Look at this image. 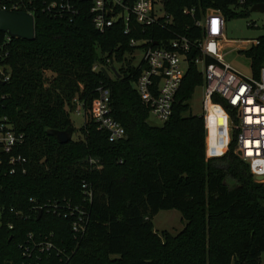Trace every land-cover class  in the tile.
<instances>
[{
	"label": "trees",
	"instance_id": "trees-1",
	"mask_svg": "<svg viewBox=\"0 0 264 264\" xmlns=\"http://www.w3.org/2000/svg\"><path fill=\"white\" fill-rule=\"evenodd\" d=\"M160 1L171 20L131 33L122 20L97 30L90 2L78 0L74 15L54 16L38 7L35 38L13 37L11 79L0 83V117L25 134L16 151L27 158V170L0 172V264H263L264 185L235 149L238 129L224 123L208 131L189 101L205 85L195 62L205 35L197 21L208 9L220 10L225 20L238 9L247 14L264 0ZM186 8L193 11L186 14ZM179 37L191 43L189 67L172 115L156 126L135 87L144 62L136 66L128 54ZM132 38L151 41L131 46ZM256 40L240 50L253 77L264 67V34ZM101 86L110 90L111 114L125 127L124 139L110 141L88 115ZM213 100L230 111L225 99ZM77 101L87 113L80 128L71 118ZM69 126L80 133L77 139L59 143L48 134ZM207 146L211 155L227 151L212 158ZM68 204L87 211L84 231L73 229L79 214L71 215ZM172 208L185 226L177 234L159 233L154 217ZM40 241L52 242L51 250L23 255L22 244L31 248Z\"/></svg>",
	"mask_w": 264,
	"mask_h": 264
},
{
	"label": "built area",
	"instance_id": "built-area-1",
	"mask_svg": "<svg viewBox=\"0 0 264 264\" xmlns=\"http://www.w3.org/2000/svg\"><path fill=\"white\" fill-rule=\"evenodd\" d=\"M2 9L26 11L34 15L40 7L43 11L54 16L65 14L74 15L78 12V0H7L2 2ZM83 1V0H79ZM243 2L244 0H239ZM90 2V12L93 14V23L97 30L105 32L108 28L122 20L125 24V33H131L137 29H146L155 24L168 23L171 16L160 0H86ZM190 9H184V13H191ZM225 18L218 9H208L205 17L197 21V24L205 30L203 40L199 42L202 57L195 60L204 76V99L202 101L205 127L209 131V115L211 108L217 107L222 112L220 125L229 124L232 129L237 128L236 151L249 163L254 176L263 177L264 185V67L258 77L244 76L234 69L218 54L219 42L223 39L225 30ZM215 22V23H214ZM13 36L8 32H0V81L7 82L11 79L12 67L9 62L11 53L9 45ZM151 39L130 40L131 46H140ZM191 43L186 37L170 40L168 43L143 48V56L139 66L144 62V67L135 87L144 103L150 108L151 115L164 124L172 115L173 103L176 94L182 84L183 78L189 67L188 52ZM137 51V50H136ZM136 51L133 52L136 54ZM213 57L219 63H206L205 57ZM110 62V59H107ZM183 62L186 69H183ZM101 65H95L94 69H100ZM109 73L110 70L104 67ZM98 96L93 99L88 115L95 121L98 129L108 134L110 141H118L127 136L125 127L111 114L110 90L104 86L99 87ZM217 95L229 105L227 110L222 104L213 100ZM251 101V102H249ZM80 108L76 109L87 114L83 104L77 101ZM236 120V125L233 117ZM25 143V134L15 129L8 117H0V172L14 174L18 171L26 172L25 158L17 153ZM83 187H87L85 183ZM86 189V188H85ZM86 200L91 201L92 192L86 189ZM70 214L79 215L73 221V229L76 232L86 229L87 211L82 207L67 205ZM42 208V206H39ZM29 240H34V235H28ZM23 255L31 257L37 251L51 250L52 242L40 241L34 247L22 244ZM38 248V250H36Z\"/></svg>",
	"mask_w": 264,
	"mask_h": 264
},
{
	"label": "rangeland",
	"instance_id": "rangeland-1",
	"mask_svg": "<svg viewBox=\"0 0 264 264\" xmlns=\"http://www.w3.org/2000/svg\"><path fill=\"white\" fill-rule=\"evenodd\" d=\"M235 12L236 15L234 17L228 18L225 21L223 39L219 42L217 52L224 59V61L228 62L234 69L239 71L242 75L250 77L253 76L251 61L248 57L241 53L240 50L246 49L252 44L257 43L256 39L264 34V13L249 11L245 14L243 9H238ZM142 56L143 48H138L136 54H128V58H130L134 65L139 64ZM186 66V63L183 62V69H186ZM199 68H202V66L199 65ZM204 91V86H198L189 101L191 107L190 111L193 114L201 115L203 113L202 101L204 99ZM78 108L80 107L76 104L75 109L71 111V118L76 128H80L85 122L84 114L81 111L79 114L76 112V109ZM148 121L156 126L162 125V122L153 115H150ZM79 136L80 133L75 130L73 138L77 139ZM226 151L227 149L218 155H211L207 146V155L212 158L220 157ZM153 222L155 229L159 233L167 231L172 234L180 232L186 224L181 212L176 208L159 211L154 217ZM262 259L264 264V253L262 255Z\"/></svg>",
	"mask_w": 264,
	"mask_h": 264
},
{
	"label": "water",
	"instance_id": "water-1",
	"mask_svg": "<svg viewBox=\"0 0 264 264\" xmlns=\"http://www.w3.org/2000/svg\"><path fill=\"white\" fill-rule=\"evenodd\" d=\"M251 11L264 13V2L255 3L251 7ZM0 32H8L13 37L33 40L36 35L35 17L33 14L26 11L6 10L2 9L0 6ZM113 70L115 73H118L115 68H113ZM103 72L107 78L110 77L106 69H103ZM48 134L55 137L59 143H67L73 138L74 127L69 126L65 130L51 128L48 129ZM255 179L257 181H262L263 177L255 176ZM38 212L40 216L42 214V209L39 208Z\"/></svg>",
	"mask_w": 264,
	"mask_h": 264
},
{
	"label": "bare ground",
	"instance_id": "bare-ground-1",
	"mask_svg": "<svg viewBox=\"0 0 264 264\" xmlns=\"http://www.w3.org/2000/svg\"><path fill=\"white\" fill-rule=\"evenodd\" d=\"M222 117H225L222 115V112L217 107H212L209 115V127L211 126H217L220 124Z\"/></svg>",
	"mask_w": 264,
	"mask_h": 264
},
{
	"label": "snow or ice",
	"instance_id": "snow-or-ice-1",
	"mask_svg": "<svg viewBox=\"0 0 264 264\" xmlns=\"http://www.w3.org/2000/svg\"><path fill=\"white\" fill-rule=\"evenodd\" d=\"M215 23V22H214ZM249 102H251V101H249Z\"/></svg>",
	"mask_w": 264,
	"mask_h": 264
}]
</instances>
